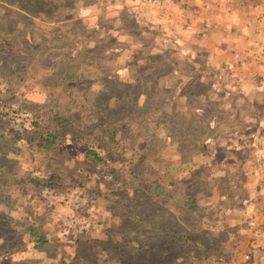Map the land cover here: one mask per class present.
I'll return each mask as SVG.
<instances>
[{"label":"rangeland","instance_id":"obj_1","mask_svg":"<svg viewBox=\"0 0 264 264\" xmlns=\"http://www.w3.org/2000/svg\"><path fill=\"white\" fill-rule=\"evenodd\" d=\"M19 3L0 0V89L16 94L0 106V263H215L217 215H247L253 199L264 213L257 0ZM37 130L56 135L50 149ZM33 176L62 186L39 190ZM29 229L48 242L34 246Z\"/></svg>","mask_w":264,"mask_h":264},{"label":"crops","instance_id":"obj_2","mask_svg":"<svg viewBox=\"0 0 264 264\" xmlns=\"http://www.w3.org/2000/svg\"><path fill=\"white\" fill-rule=\"evenodd\" d=\"M185 2L187 3L188 1H185ZM169 15L172 16L170 12H167L166 14L164 12L163 17L159 19V22H161L163 25H167L168 27H170V31H174V32L177 31V34L182 36L181 35L182 32L180 31V29L177 28L178 25L174 26L171 23L168 24L166 22ZM180 40L181 39H178L176 40V42ZM181 47L183 49H186V52L188 55L190 56L193 55V51L189 48L188 44L184 45V42H183V44H181ZM192 57H193L192 59H197V61L201 59V56L200 55L198 56L196 54L193 55ZM205 57L204 59L207 58ZM195 63H196V60H195ZM195 63L193 64L195 65ZM196 71H199V67L198 69H196L194 66L193 72H196ZM255 85L256 84L253 83V85H251L252 87H246L247 90H245V92L249 95V97L253 99H256L257 96H260L258 95V92H260L261 87L257 88ZM256 91H257V95L255 96ZM263 200L264 198L262 199V201ZM257 201L258 200L253 199L252 204H250L249 206L250 213H248L247 215H217L218 231L223 233V236L225 237L224 238L225 244H222L221 254L219 255V257L216 258V262L213 264H264V235L261 233H257L254 235L251 227H248L247 229L245 226L246 219H249V220L251 219L255 222L258 219H260L261 221L260 227L264 228V223H262L263 215H261L260 212H259L260 215L256 213L258 212L257 211L258 205L261 204V201L259 202ZM241 224H243V227H241ZM242 230H243V233L241 235H246L244 239H246L247 241L245 243H239L238 246L235 245L236 247H233L232 243H228V240H226V237H230L233 240H236V238L239 236V232H241ZM248 239H250V241ZM234 244H235V241H234ZM204 251H209V249H207L206 247ZM245 253H249V255L247 256L248 257L247 259L242 258L243 256H246ZM192 263L193 264H207L205 261H202L201 263H197L196 260H193L191 264ZM208 264H211V263L209 262Z\"/></svg>","mask_w":264,"mask_h":264},{"label":"trees","instance_id":"obj_3","mask_svg":"<svg viewBox=\"0 0 264 264\" xmlns=\"http://www.w3.org/2000/svg\"><path fill=\"white\" fill-rule=\"evenodd\" d=\"M30 0H20L21 6H26ZM1 30V29H0ZM5 63V59H0V68L1 65ZM16 70V67L13 68L12 72ZM16 95L12 88L6 86H3L2 89H0V106L3 107H9L14 101ZM102 123V122H101ZM55 124L58 126H65L68 125V119L57 117L55 119ZM33 125H36V123H33ZM104 125V123H102ZM112 133V132H110ZM33 138L37 140V145L43 150H48L52 147L56 135L49 131H43V130H37L33 132ZM85 156L87 158H90L92 162H98L100 161V156L98 153H96L93 150H85ZM30 183L34 184L35 187H37L39 190L43 188L47 189H59L62 184L58 177H38L33 176L31 179H29ZM83 179L81 177L72 180V182L77 185L81 186L83 184ZM29 237L33 241L34 246H43L48 242V239L44 236L39 235L35 230L29 229Z\"/></svg>","mask_w":264,"mask_h":264},{"label":"built area","instance_id":"obj_4","mask_svg":"<svg viewBox=\"0 0 264 264\" xmlns=\"http://www.w3.org/2000/svg\"><path fill=\"white\" fill-rule=\"evenodd\" d=\"M257 4L262 8V11L260 14L264 17V0H257ZM264 22V19H263ZM207 24H205L206 27ZM182 26L187 30V31H193V24H191L190 20H184V23H182ZM262 63H264V59H260ZM260 136H259V153H258V158H259V163L262 168V179H261V186L262 190L264 193V123L261 126V131H260ZM263 215V223H264V213L261 214ZM248 226L251 227L253 234L261 233L264 235V232H259L257 229V222L253 220H249L247 222Z\"/></svg>","mask_w":264,"mask_h":264}]
</instances>
